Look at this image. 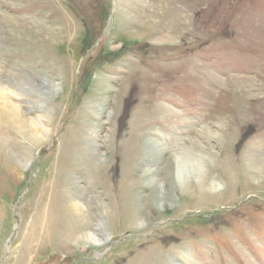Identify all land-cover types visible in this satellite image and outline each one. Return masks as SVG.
I'll list each match as a JSON object with an SVG mask.
<instances>
[{
	"label": "rangeland",
	"instance_id": "obj_1",
	"mask_svg": "<svg viewBox=\"0 0 264 264\" xmlns=\"http://www.w3.org/2000/svg\"><path fill=\"white\" fill-rule=\"evenodd\" d=\"M263 167L264 0H0V264H264Z\"/></svg>",
	"mask_w": 264,
	"mask_h": 264
},
{
	"label": "bare ground",
	"instance_id": "obj_2",
	"mask_svg": "<svg viewBox=\"0 0 264 264\" xmlns=\"http://www.w3.org/2000/svg\"><path fill=\"white\" fill-rule=\"evenodd\" d=\"M14 108L15 107H13V109ZM16 112H17V110H16ZM16 119L18 120V118H16ZM34 128H35L34 129L35 131L38 130V132H40V128L39 127H34ZM35 133L36 132H34V134ZM159 153H160L159 149L154 148V146H152V145L150 146L149 144L146 143V146H145V149H144V152H143V154H144L143 156L148 158L149 164H154V163L156 164L157 162H159L162 159L160 157L161 154H159ZM167 166L168 165L165 164L164 166H162L161 168H159V170H156V172L150 171L148 168H145V169H143L144 170L143 171L144 172L143 176L146 177L148 175V176L154 177V176L157 175V173L163 172V174H164L163 175V179H164V182H165L170 177L167 174V170H168V167ZM207 172H209V171L208 170L205 171V172L199 171V176L202 177L201 185H203V186L206 184V183H204V181L206 179ZM258 176H259L260 179H264V167L263 168H260L259 173H258ZM153 181L154 180H151V182H148V183H150V186L153 184ZM164 186L165 185L162 184L161 191L160 192H158L157 189H155L154 192H151L150 195L147 196L148 197L147 199L149 200V202L152 203V205L154 206V208L156 209V211L158 210V207L161 210H163V209H165V208H167L169 206L171 207L172 206V203H173V201L175 199V196L173 194L174 191L173 192L172 191L170 192V190L166 189ZM133 208H134V212H135V215H136L135 217L140 216L141 215V213H140V203H137L136 202L134 204ZM149 218H150V216H147V217L145 216L144 222L145 223H148L149 222ZM84 236H85L84 238H85L86 242H88L89 244H91L92 246H95V247L102 246L104 244V241H105L104 239H101V238L97 237L95 233H90L89 234L88 232H86L84 234Z\"/></svg>",
	"mask_w": 264,
	"mask_h": 264
}]
</instances>
